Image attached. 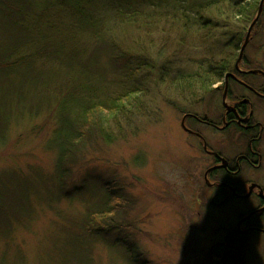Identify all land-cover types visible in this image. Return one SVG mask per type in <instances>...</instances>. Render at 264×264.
I'll use <instances>...</instances> for the list:
<instances>
[{
	"label": "rangeland",
	"instance_id": "obj_1",
	"mask_svg": "<svg viewBox=\"0 0 264 264\" xmlns=\"http://www.w3.org/2000/svg\"><path fill=\"white\" fill-rule=\"evenodd\" d=\"M33 1L32 18L46 26L38 27L46 36L39 44L58 42L73 58L75 74L89 57L93 65H86L95 66L92 74L101 72L90 78V85L97 84L98 99L137 93L130 107L119 114L107 119L106 113L101 114L104 132L82 140L69 174L59 183L57 149L51 142L57 124L54 99H64L66 89L75 93L81 79L71 81L64 73L68 55L33 58L47 82V88L38 89L45 94L44 101L31 113L16 110L17 118L0 132V182L4 183L0 191L15 194L12 205H5L8 226L0 232L10 237L0 236V264H65L69 259L71 264H210L206 251L222 240L221 226H235L236 213L251 205V200L232 199L225 206V219L212 217L209 224L188 209L193 202H199L200 209L209 206L213 191L203 179L210 160L183 131L181 115L206 112L214 117L223 110L220 94L212 98L206 91L173 89L170 82L216 58L231 36L237 39L239 23L223 16L215 19V12L206 18L197 17L196 12H165L166 0H132L137 12H117L118 0H89L83 8L85 21L73 10L54 4L55 0L46 5L43 1V7ZM169 1L190 5L200 0ZM183 14L195 19L184 29L181 20L170 21ZM203 21L208 22L206 27ZM249 23L243 25L241 39ZM26 48L28 52L35 49ZM244 54L264 69V12ZM198 126L203 138L211 141L207 128ZM259 176L264 178V169ZM108 190L129 198L124 214L117 218L127 226L84 233L86 215L102 208ZM202 224H208L209 234H195V227ZM246 242L239 264H264V234L253 233Z\"/></svg>",
	"mask_w": 264,
	"mask_h": 264
},
{
	"label": "trees",
	"instance_id": "obj_2",
	"mask_svg": "<svg viewBox=\"0 0 264 264\" xmlns=\"http://www.w3.org/2000/svg\"><path fill=\"white\" fill-rule=\"evenodd\" d=\"M48 1L49 0H42L39 3L37 0L35 5L36 7H43L44 5L41 3L43 2L46 5ZM88 1L89 0H55L54 4L57 6L59 4L61 7H67L73 10L75 14L80 15L85 21V19H88V16L83 8ZM131 1L132 0H118L116 4L117 8L119 7L117 12H137L135 8L131 6ZM33 2V0H0V132L3 125L8 127L11 120L17 118L14 117L16 110L19 111L20 114L24 112L31 113L32 111L38 110L37 108H40L44 101L45 94L38 93V89L47 88V82L42 78V70L35 68L33 58L38 55H44L48 59H59L68 55L56 44L58 42L39 44V39L45 40L46 36L41 35L43 34L41 32L42 30L38 27L46 26L44 22L38 23L36 16L34 19L32 18L33 15L31 14L32 10L30 7L33 6ZM262 4L263 13L264 2ZM164 5L167 7V11L165 10V12H196L199 18L209 17L210 12H215V19L217 18L216 16H218V18L223 16L232 23L238 22L241 34L243 33V27H245L243 25L248 21L250 23L253 21L254 18L251 19L252 11L254 7H257L256 0H200L190 5H176L166 0ZM173 18H170V21L180 22L181 20L182 29L186 28L187 23L190 24V22L195 21V19H193V21L189 20L184 14L180 16V18ZM260 18L261 15L256 24L253 25L251 38L255 34ZM201 25L202 27H206L208 22L203 21ZM232 29L237 31L234 27H232ZM240 33L239 35L236 34V40L231 36L230 44L223 47L218 52L217 57L213 58L212 61L208 62L206 65H199L192 73L178 75L171 80L170 83L173 89L188 88L198 92H205L215 89V85L217 83L219 84L227 73L231 72L238 75L234 65L238 57V51L245 37L241 39L239 37L241 35ZM241 40L243 41L241 42ZM29 45L35 47L33 52H28L26 46ZM67 57L68 58L64 60L65 64H67L64 73L70 76L71 81H75L74 79H81V82H79L81 83L79 86L80 88H78L75 93L82 91L83 95L80 96L66 89V96H64V99L60 97L54 99L57 124L51 142L53 145L56 144L57 149L55 170H57L56 177L59 183L69 174V164H71L73 159H77L75 153L78 151V147H80L82 140L90 137L93 133L102 134L104 132L103 125H105V120L100 119L101 116L106 113V119L111 118L119 114L123 109L129 108L131 99L137 93L136 91L127 92L111 97L107 96L103 98L104 100L98 99V90H96L97 84L91 83V85H93L91 86L90 78L96 77V75L98 76L101 72L98 71L92 74L95 70V66H89L88 68L86 64H93L92 60L87 57L84 60L85 63H80L77 66V74H75V69L71 66L73 58L69 57V55ZM244 57H246L245 54ZM240 65L250 68V66L245 65L244 62H241ZM72 75H74V77ZM222 88L223 87L220 86V89ZM73 89L75 88H72V90ZM60 94V96H62L64 93ZM6 183L14 188L11 181L7 180ZM2 184L4 185V183L0 182V187H2ZM11 196L15 197V194H3L0 191V230L8 226L5 221V213L7 211L5 205H12L14 199ZM115 198H117V200L114 201ZM120 201L123 203L120 206H115V204H119ZM127 204H129L128 197L108 190L106 201L102 208L91 211L86 215V220L83 223V232L85 233V231L89 232L93 230L104 232L127 226L122 225L121 218L120 221L117 219L118 216L121 217L124 214ZM0 236L5 237L6 240L10 237L1 232ZM239 242V244L242 245L244 240H239ZM69 261L70 259L68 262L66 261L65 264H71Z\"/></svg>",
	"mask_w": 264,
	"mask_h": 264
},
{
	"label": "flooded vegetation",
	"instance_id": "obj_3",
	"mask_svg": "<svg viewBox=\"0 0 264 264\" xmlns=\"http://www.w3.org/2000/svg\"><path fill=\"white\" fill-rule=\"evenodd\" d=\"M252 38L250 34L249 42ZM241 62L250 68L241 66ZM234 68L238 75L229 72L215 89L206 91L212 98L220 94L221 114L211 117L206 112L202 116L183 112L180 118L183 131L199 143L210 160L203 179L207 178L204 185L213 191L209 206L200 209L199 202H193L188 209L197 216L201 214L209 224L212 217L216 221L225 219V206L232 199L251 200L245 210L234 212L235 226H221L222 240L212 243L206 251L210 264H239L246 253L247 238L253 233L264 234V178L259 176L264 169V69L244 53ZM198 124L207 128L211 141L203 138ZM248 192L250 195L243 197ZM208 224L195 227V234H209ZM239 240H244L242 245Z\"/></svg>",
	"mask_w": 264,
	"mask_h": 264
},
{
	"label": "water",
	"instance_id": "obj_4",
	"mask_svg": "<svg viewBox=\"0 0 264 264\" xmlns=\"http://www.w3.org/2000/svg\"><path fill=\"white\" fill-rule=\"evenodd\" d=\"M262 3H263V0H260V2H259V7H258V12H257V14H255L256 15V17H255V19L253 20V22L251 23V25H249V28H248V30H247V33H246V35H245V40H244V44L241 46V48H240V51H239V54H238V58H237V63L240 61V59H241V57H242V54H243V50H244V46H246V44H247V42H248V40H249V36H250V30H251V28L253 27V25H254V23L256 22V20L258 19V16L260 15V13H261V10H262ZM237 63H236V65H237ZM250 195V193L248 192L244 197H248Z\"/></svg>",
	"mask_w": 264,
	"mask_h": 264
}]
</instances>
